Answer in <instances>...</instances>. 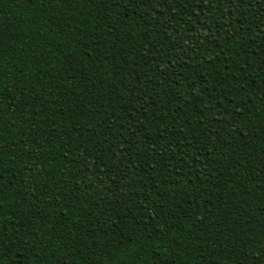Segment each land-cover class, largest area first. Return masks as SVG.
<instances>
[{
    "label": "trees",
    "instance_id": "1",
    "mask_svg": "<svg viewBox=\"0 0 264 264\" xmlns=\"http://www.w3.org/2000/svg\"><path fill=\"white\" fill-rule=\"evenodd\" d=\"M264 0H0V264H264Z\"/></svg>",
    "mask_w": 264,
    "mask_h": 264
},
{
    "label": "snow or ice",
    "instance_id": "2",
    "mask_svg": "<svg viewBox=\"0 0 264 264\" xmlns=\"http://www.w3.org/2000/svg\"><path fill=\"white\" fill-rule=\"evenodd\" d=\"M244 0H239V3H243ZM261 7H264V3L261 4Z\"/></svg>",
    "mask_w": 264,
    "mask_h": 264
}]
</instances>
